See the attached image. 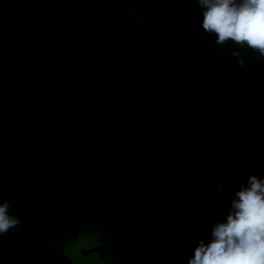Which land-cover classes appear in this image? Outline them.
<instances>
[{
  "label": "water",
  "instance_id": "water-1",
  "mask_svg": "<svg viewBox=\"0 0 264 264\" xmlns=\"http://www.w3.org/2000/svg\"><path fill=\"white\" fill-rule=\"evenodd\" d=\"M201 19L196 0H0V203L19 219L0 264H73L81 234L103 264H187L264 175V58Z\"/></svg>",
  "mask_w": 264,
  "mask_h": 264
},
{
  "label": "clouds",
  "instance_id": "clouds-1",
  "mask_svg": "<svg viewBox=\"0 0 264 264\" xmlns=\"http://www.w3.org/2000/svg\"><path fill=\"white\" fill-rule=\"evenodd\" d=\"M201 10L200 26L221 46L248 48L264 58V0H196ZM232 55L238 66L245 59L238 51ZM259 147V141L256 142ZM264 155L257 166L264 172ZM217 184V191L225 187ZM19 224L8 202L0 203V235ZM187 264H264V175L251 174L234 191L227 215L214 223L207 242L200 239Z\"/></svg>",
  "mask_w": 264,
  "mask_h": 264
},
{
  "label": "flooded vegetation",
  "instance_id": "flooded-vegetation-1",
  "mask_svg": "<svg viewBox=\"0 0 264 264\" xmlns=\"http://www.w3.org/2000/svg\"><path fill=\"white\" fill-rule=\"evenodd\" d=\"M87 235L91 234H81L79 236L77 241L67 251L68 257L71 259L73 264H99V261L103 263L101 260H99L97 255L90 252V250L96 247L98 243L96 239L95 241L90 242ZM80 249L82 257H78Z\"/></svg>",
  "mask_w": 264,
  "mask_h": 264
},
{
  "label": "trees",
  "instance_id": "trees-1",
  "mask_svg": "<svg viewBox=\"0 0 264 264\" xmlns=\"http://www.w3.org/2000/svg\"><path fill=\"white\" fill-rule=\"evenodd\" d=\"M82 235H84V234H82ZM87 237L89 238L90 242L95 241V237H94V236H92V235H87ZM80 251H81V249L79 250V255H78V257H82V253H81ZM99 264H103V263H101V262L99 261Z\"/></svg>",
  "mask_w": 264,
  "mask_h": 264
}]
</instances>
